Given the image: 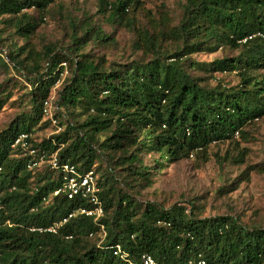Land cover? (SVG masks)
<instances>
[{"label":"trees","instance_id":"obj_1","mask_svg":"<svg viewBox=\"0 0 264 264\" xmlns=\"http://www.w3.org/2000/svg\"><path fill=\"white\" fill-rule=\"evenodd\" d=\"M72 1L0 0V113L7 103L20 108L0 128V264H129L112 254L115 245L132 264L142 254L160 264H264V227H247L236 216L203 217L194 203L165 209L139 200L155 174L181 160L206 161L210 145L232 141L235 133L244 139L246 128L264 119V38L258 35H264V0H184L173 25L149 11L141 21V0H95L97 20L66 14L60 42L37 49L36 31ZM104 24L132 35L135 59L95 54L114 44ZM218 50L237 53L209 63L191 59ZM62 63L70 76L56 93L53 118L63 128L38 140L51 125L43 103L64 73ZM196 71L234 72L237 84L211 85ZM20 133L31 134L34 155L11 148ZM54 153L81 173L94 172L103 237L84 216L56 235L28 230L87 206L53 195L61 182L49 163ZM244 154L233 162L244 163ZM39 157L43 167L28 169ZM258 167L264 171L258 164L248 169ZM236 187L234 181L224 192Z\"/></svg>","mask_w":264,"mask_h":264},{"label":"rangeland","instance_id":"obj_2","mask_svg":"<svg viewBox=\"0 0 264 264\" xmlns=\"http://www.w3.org/2000/svg\"><path fill=\"white\" fill-rule=\"evenodd\" d=\"M144 10L138 18L146 16V11L160 21L163 25H173L181 14L184 0H141ZM95 0H73L66 4L65 12L57 19L46 18L36 31L32 42L37 49L48 43H59L62 39V27L65 24L64 16L80 19L82 15L95 14ZM34 15L33 11L27 10ZM100 24V23H99ZM66 25V24H65ZM67 26V25H66ZM158 26V25H157ZM1 27V26H0ZM105 33H113L114 44L104 49H94L95 54L102 55L107 61L135 59L137 56L131 52L132 35L123 29L109 28L103 25ZM67 33L69 28L67 27ZM237 52L218 50L214 53H197L191 59L198 63H209L223 56L231 57ZM64 73L51 90L50 99L53 108L56 103V93L60 89L64 79L70 76L68 64L63 67ZM206 82L215 85L220 82L224 86L232 87L237 84L235 73H213L206 75L196 71ZM211 75V76H209ZM20 92H16L12 100L18 98ZM17 104L7 103L0 113V128L8 124L19 113ZM64 120L65 117H64ZM51 124V123H50ZM58 126V124H57ZM63 128V125L60 126ZM245 138L240 135L232 141L219 145H210L207 150L206 161H195L194 158L178 161L153 176L152 187L141 191L139 200L142 203L154 202L165 209L172 205L189 207L194 203L200 208V215L213 217L218 215L236 216L247 227H264V171L249 170L248 166L258 164L264 168V119L255 122L246 128ZM56 128L51 124L39 135L38 140L54 135ZM248 139V140H245ZM244 152V163H234L235 156ZM226 157V160H223ZM149 165V159H145ZM38 169L43 167L42 162ZM239 179V180H238ZM237 181L236 190L225 193L224 190L232 182Z\"/></svg>","mask_w":264,"mask_h":264},{"label":"built area","instance_id":"obj_3","mask_svg":"<svg viewBox=\"0 0 264 264\" xmlns=\"http://www.w3.org/2000/svg\"><path fill=\"white\" fill-rule=\"evenodd\" d=\"M264 38L263 34H258ZM250 38V37H248ZM245 41V40H243ZM65 63H62V67H65ZM52 104L51 99L44 101L43 103V114L44 117L49 119L50 123L56 128V132H59L61 128L57 126V121L52 116ZM31 134L20 133L13 141L11 148H19L29 155H34L35 150L31 148L29 140L31 139ZM237 137V133H235ZM43 162L42 157H39L37 161H33L27 165L28 169H34ZM52 169L60 173L61 182L57 189L53 192V195H64L68 200H84L87 206H79L74 211L70 212L67 216L61 218L57 223H53L48 226H31L29 227L30 232H35L39 234H58L60 227L65 225L70 219L76 216H84L86 218H91L93 222L102 231V237L104 236L103 226L100 224L99 220L103 215V206L100 200V188L96 182V176L92 170L85 173L79 172L74 165L67 162L60 163L56 154L51 155L49 161ZM0 209H1V199H0ZM91 236V234H90ZM65 239L71 238V236H65ZM112 254L119 260L128 262V254L122 250L119 245H115L112 248ZM139 264H160L157 263L151 256L147 254H142L140 256ZM188 264H195L192 260ZM196 264H206L204 260L199 259Z\"/></svg>","mask_w":264,"mask_h":264}]
</instances>
